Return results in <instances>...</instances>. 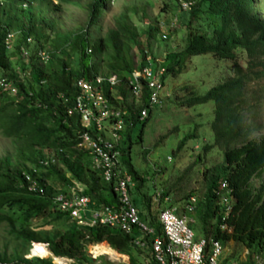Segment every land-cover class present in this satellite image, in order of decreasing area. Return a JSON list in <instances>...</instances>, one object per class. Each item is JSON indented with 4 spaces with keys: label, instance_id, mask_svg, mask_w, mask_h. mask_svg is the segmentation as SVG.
Listing matches in <instances>:
<instances>
[{
    "label": "trees",
    "instance_id": "16d2710c",
    "mask_svg": "<svg viewBox=\"0 0 264 264\" xmlns=\"http://www.w3.org/2000/svg\"><path fill=\"white\" fill-rule=\"evenodd\" d=\"M172 1L183 47L172 59L159 63L150 53V42L162 31L155 17L140 31L123 11L107 19L113 0H0V136L9 140L12 150L0 156V228L5 236L0 264H52L50 257L44 258L49 253L72 259L74 264H92L96 259L86 254L91 245L92 252L112 248L125 260L128 255V264H143L144 259L156 264L149 248L152 238L137 227L125 233L108 225L79 226L59 209L54 198L78 184L95 207L118 204L113 183L103 180L90 150L79 145L85 132L96 137L110 131H96L93 124H84L75 108L83 93L78 83L95 84L100 76L105 81L98 88L109 108L120 113L118 118H104L102 124L121 122L118 148L121 165L131 178V202L134 205L133 193L141 195L150 209V198L141 192L144 176L131 161V130L139 123L141 142L152 108L160 106L162 98L159 91L158 103L150 104L152 89L147 79L134 81L133 72L150 67L163 86L169 74L181 72L182 56L211 55L231 67L203 93L196 84L183 87L180 105L211 102L213 106L212 142L198 146L194 161L177 178L181 181L196 169L204 192L201 198L187 193L182 200L186 204L195 196L190 214H197L194 224L204 238L219 240L222 245L233 241L249 254L264 252V181L254 183L264 172V133L257 116L264 104V0ZM72 9L81 17H63ZM69 21L74 25L68 26ZM167 28L171 33L175 26ZM131 45L140 55L137 63ZM111 75L117 77L114 85L106 81ZM136 84L138 94L133 95ZM142 109L148 113L140 120ZM199 127L196 122L179 140L172 150L175 157L182 151H194V145L188 143L199 137ZM210 152L219 154V161L206 165L203 162ZM201 165L202 170L196 168ZM173 183L156 190L159 203L177 187ZM135 207L142 220V209ZM159 211L156 216L148 212L155 235L161 234ZM223 223L225 230L220 227ZM66 224L61 231L57 229ZM192 224L188 222L190 228ZM136 238L145 239L147 246L138 248ZM28 250L38 257H25Z\"/></svg>",
    "mask_w": 264,
    "mask_h": 264
},
{
    "label": "rangeland",
    "instance_id": "374dc122",
    "mask_svg": "<svg viewBox=\"0 0 264 264\" xmlns=\"http://www.w3.org/2000/svg\"><path fill=\"white\" fill-rule=\"evenodd\" d=\"M165 3L168 4L165 6ZM125 6L129 7L126 11L124 10ZM175 6L172 0H113L111 10L106 15V18L108 19L113 14L123 11L129 23L136 26L140 31L147 25L149 18L155 17V22L162 31L156 35V40L150 42V53L155 55L159 63H164L172 59L175 53L180 52L183 47V33L180 32L182 28L179 22H176L174 16ZM63 17L77 19L76 17L80 18L81 16H79L78 11L72 9L69 13H64ZM67 25L72 26L74 22L69 21ZM167 26H175V29L171 33H167L169 31ZM166 33L168 35L163 38L162 35ZM131 56L134 63H137L140 55L133 45H131ZM181 58V61H183L181 72L169 74L163 82V86L160 87L162 104L152 108L151 116L143 130L141 142L138 140L139 123L131 130V140L133 141L130 146L131 161L135 169L144 176L145 184L141 192L147 198H150V209H148L146 204L145 206L142 203L141 195L132 192V199L134 205L142 209V221L148 226H152L148 220L149 210L153 216H156L159 209L167 208L172 204L178 210L177 212H182L187 216L189 223H193L191 228L195 234V238L199 239L204 238V236L197 231L196 224H194L197 214H190L184 210L185 201L182 200V197L187 193H192L196 197L201 198L204 192L201 174L196 169H193L183 180L177 181V178L183 173L186 166L194 161L195 155L199 152L198 146L202 145L204 141L212 142L210 124L213 105L209 102L207 104L187 107L179 103L183 99L182 93L185 85L196 84L198 92L203 93L215 83L214 81L219 75H223L225 71H230L231 67L229 62L215 61L211 55L200 57L182 56ZM128 101H131L130 98H128ZM257 116L260 118L264 133V104ZM196 122L200 124L198 128L199 137L191 139L188 143L189 146L194 145V151H182L178 157H175L172 150H175L179 140L185 136V133L191 130ZM147 150L149 151L148 154L144 155V152ZM11 151L9 140L0 136V156L6 155ZM218 161L219 154L210 152L205 156L203 163L211 165ZM196 168L203 169L202 165L196 166ZM160 169L163 170V173L159 172ZM263 181L264 172L260 179H254L256 185ZM173 182H176L177 187H173L174 189L169 194L171 203L163 200L159 203V200L155 198L156 190L160 191L166 184L172 185ZM132 191H134V186L132 187ZM152 224H155V221ZM65 226H68V224L61 225L57 229L61 231ZM4 237V230L0 228V245ZM104 243L106 244V242ZM92 246L94 245L89 246L86 250V254L91 258L93 256V252L91 251ZM106 246L108 245L106 244ZM223 248V251L217 258L218 264H249V262L251 264H264V252L249 254L250 252L243 245L234 243L233 241H229L223 245ZM29 250L24 252L23 255L28 258L35 256L30 254ZM112 250L117 254V258L120 261L122 259L128 262V255L125 260L118 250ZM94 253L97 255L96 260L92 264H119L117 260H114L116 258L115 255L102 253V251H94ZM49 257L51 258V255L44 258Z\"/></svg>",
    "mask_w": 264,
    "mask_h": 264
},
{
    "label": "built area",
    "instance_id": "2783aa9c",
    "mask_svg": "<svg viewBox=\"0 0 264 264\" xmlns=\"http://www.w3.org/2000/svg\"><path fill=\"white\" fill-rule=\"evenodd\" d=\"M163 69H161L162 71ZM145 78L152 89L149 101L150 104L158 103L161 85L158 84L157 75L152 74L150 67H144L141 71L133 72V79ZM104 78L97 76L95 84L80 81L78 85L83 93L76 99V110L82 115V122L92 125L96 131L104 129L110 130L107 136L102 134L93 137L88 132L83 133L80 146L90 150L92 161L96 168L102 172L103 180L113 183V190L118 195V204L115 206L95 207L93 201L82 194V188L75 184L70 187L65 194H57L54 198L59 209L66 212L79 226L91 227L95 224L118 227L125 233H130L137 227L144 236L151 237L149 244L151 257L156 264H218L217 258L223 251V245L219 240L199 238L196 239L193 231L188 225L185 214H179L175 207L160 209L158 222L161 227V234L155 235L152 226H148L140 219L136 207L132 204L129 188L131 184L130 175L126 172L120 162V151L118 143L120 137L118 130L121 129V122L118 120L110 126H103L104 118L114 116L118 118L120 113L109 108L108 102L103 97L98 85ZM106 81L110 85L117 82L116 75H111ZM139 86H132V94H138ZM147 110L140 111L139 119L147 117ZM53 161V160H51ZM34 183L30 186L33 189ZM159 194H156V198ZM163 201L169 202V197H163ZM196 204L195 196L189 198L185 204V211L193 212ZM227 214V213H226ZM221 230L227 228L226 224H221ZM47 247L46 244H43ZM134 245L138 248H145L147 241L143 238H136ZM93 251V259H96ZM119 264L128 262L118 259ZM53 264H74L72 259L51 255ZM143 264H150L149 260H143Z\"/></svg>",
    "mask_w": 264,
    "mask_h": 264
},
{
    "label": "bare ground",
    "instance_id": "6f19581e",
    "mask_svg": "<svg viewBox=\"0 0 264 264\" xmlns=\"http://www.w3.org/2000/svg\"><path fill=\"white\" fill-rule=\"evenodd\" d=\"M100 251H102V253H109V254H111V255H115V256H117V255L115 254V252H114L112 249L100 250ZM48 255H51V254L49 253ZM54 256H55V255H54ZM58 257H59V256H58Z\"/></svg>",
    "mask_w": 264,
    "mask_h": 264
},
{
    "label": "clouds",
    "instance_id": "9594fccd",
    "mask_svg": "<svg viewBox=\"0 0 264 264\" xmlns=\"http://www.w3.org/2000/svg\"><path fill=\"white\" fill-rule=\"evenodd\" d=\"M184 7H186V4H184ZM43 244V243H42ZM51 254V253H50ZM52 255V254H51ZM32 257H36V256H32ZM28 258V257H27ZM31 258V257H30ZM42 258V257H41Z\"/></svg>",
    "mask_w": 264,
    "mask_h": 264
},
{
    "label": "crops",
    "instance_id": "0c3cea01",
    "mask_svg": "<svg viewBox=\"0 0 264 264\" xmlns=\"http://www.w3.org/2000/svg\"><path fill=\"white\" fill-rule=\"evenodd\" d=\"M117 255V254H116ZM118 257V256H117Z\"/></svg>",
    "mask_w": 264,
    "mask_h": 264
}]
</instances>
